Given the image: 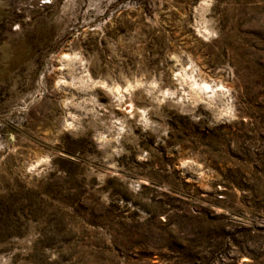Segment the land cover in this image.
I'll use <instances>...</instances> for the list:
<instances>
[{"label": "rangeland", "instance_id": "1", "mask_svg": "<svg viewBox=\"0 0 264 264\" xmlns=\"http://www.w3.org/2000/svg\"><path fill=\"white\" fill-rule=\"evenodd\" d=\"M0 264H264V0H0Z\"/></svg>", "mask_w": 264, "mask_h": 264}, {"label": "bare ground", "instance_id": "2", "mask_svg": "<svg viewBox=\"0 0 264 264\" xmlns=\"http://www.w3.org/2000/svg\"><path fill=\"white\" fill-rule=\"evenodd\" d=\"M67 58V56L63 55L60 58V63L63 65ZM177 77L179 86L186 85L188 87V93L192 101L206 95V91L210 87L204 80L196 79L192 73H188L186 70L181 71ZM129 88L128 84L123 87L113 86L109 89V92L115 101L120 102L125 97V93L128 92Z\"/></svg>", "mask_w": 264, "mask_h": 264}]
</instances>
